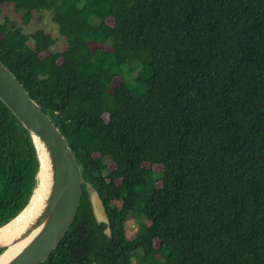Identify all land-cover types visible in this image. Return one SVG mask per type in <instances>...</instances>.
I'll return each mask as SVG.
<instances>
[{"label":"trees","instance_id":"obj_1","mask_svg":"<svg viewBox=\"0 0 264 264\" xmlns=\"http://www.w3.org/2000/svg\"><path fill=\"white\" fill-rule=\"evenodd\" d=\"M3 4L22 26L50 13L67 41L53 52L50 35L6 17L0 62L65 137L109 221L107 236L83 186L42 264H264V0H0V15ZM37 171L0 101V227Z\"/></svg>","mask_w":264,"mask_h":264},{"label":"water","instance_id":"obj_2","mask_svg":"<svg viewBox=\"0 0 264 264\" xmlns=\"http://www.w3.org/2000/svg\"><path fill=\"white\" fill-rule=\"evenodd\" d=\"M0 101L19 121L31 139L38 162L36 185L42 168L41 155L48 184L42 209L11 242L15 245L28 239L27 243L6 264H42L53 253L77 215L83 186L94 220L97 224L106 225L104 233L109 236V221L100 197L91 184L83 181L80 167L65 137L1 62ZM36 185L29 202L21 212L30 204ZM8 249V245L0 244V257Z\"/></svg>","mask_w":264,"mask_h":264},{"label":"bare ground","instance_id":"obj_3","mask_svg":"<svg viewBox=\"0 0 264 264\" xmlns=\"http://www.w3.org/2000/svg\"><path fill=\"white\" fill-rule=\"evenodd\" d=\"M42 168L38 174V185H36V190L31 199L30 204L10 223L0 228V244L8 245V250L0 257V264H6L10 261L27 243L24 240L20 243L12 245V241L20 233H22L26 227L33 221L40 210L42 209L43 202L47 195V174L43 169V156L41 155ZM11 246V247H9Z\"/></svg>","mask_w":264,"mask_h":264},{"label":"rangeland","instance_id":"obj_4","mask_svg":"<svg viewBox=\"0 0 264 264\" xmlns=\"http://www.w3.org/2000/svg\"><path fill=\"white\" fill-rule=\"evenodd\" d=\"M8 18L11 21L16 22L17 24H19L20 26H22L21 21H20V15L17 14L14 11V8L11 4H3L1 5V15H0V22L2 23L4 21V18ZM108 24H112V21H108ZM23 30L25 33L27 34H33L35 33L37 30H42L45 33H47L48 35H50L52 37V39L54 40V45L51 47V51L53 52H62L66 46H67V41L66 39L61 36L58 32V28L57 26L52 22L51 20V14L48 12H44L42 14L39 13H33V18L31 20V22L27 25V26H22ZM31 44V43H30ZM105 49H107V47H104ZM46 54H42V56H45ZM115 84H119L120 80L118 78H116L114 80ZM108 163V168L110 170L114 169V165L111 162H107ZM144 166L148 169H151L153 171L159 172L162 170V167L159 165H148V164H144ZM133 219H129V222L127 223L128 226L126 228L127 230V235L128 237H132L134 232L136 231V223L133 222ZM155 245L157 246V242H155Z\"/></svg>","mask_w":264,"mask_h":264}]
</instances>
